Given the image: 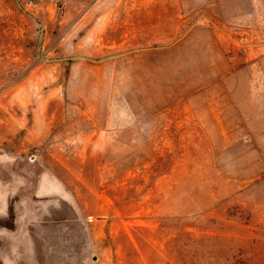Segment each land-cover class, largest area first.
Wrapping results in <instances>:
<instances>
[{"label":"rangeland","instance_id":"obj_1","mask_svg":"<svg viewBox=\"0 0 264 264\" xmlns=\"http://www.w3.org/2000/svg\"><path fill=\"white\" fill-rule=\"evenodd\" d=\"M0 264H264V0H0Z\"/></svg>","mask_w":264,"mask_h":264}]
</instances>
